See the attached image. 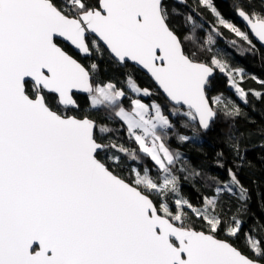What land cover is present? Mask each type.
<instances>
[{
    "label": "snow or ice",
    "instance_id": "snow-or-ice-1",
    "mask_svg": "<svg viewBox=\"0 0 264 264\" xmlns=\"http://www.w3.org/2000/svg\"><path fill=\"white\" fill-rule=\"evenodd\" d=\"M259 4L234 3L244 31L214 0H195L187 13L169 0H0V264H264V222L243 228L242 109L210 95L218 72L249 103L247 74L216 38L226 29L254 53L251 37L264 45ZM197 7L215 17L210 30ZM101 60L146 70L165 102H143L157 92L131 72L123 86L104 80ZM218 120L234 157L227 178L168 142L173 133L198 144ZM216 156L224 169V150ZM185 183L200 193L196 203Z\"/></svg>",
    "mask_w": 264,
    "mask_h": 264
},
{
    "label": "trees",
    "instance_id": "trees-1",
    "mask_svg": "<svg viewBox=\"0 0 264 264\" xmlns=\"http://www.w3.org/2000/svg\"><path fill=\"white\" fill-rule=\"evenodd\" d=\"M170 5L178 8L182 13L190 11L191 6L194 5L195 0H187L188 6L180 5L173 0H169ZM237 0H214V4L221 12L225 19H228L240 28H244L239 17L235 14L233 5ZM256 6L259 7V0H256ZM197 20L204 24L205 29L210 30L211 26L215 24V17L206 9L197 7ZM174 24L181 32L184 31V21L182 16L174 18ZM222 36L217 37L216 47L221 49L224 53V59H226L233 67H242L248 73L242 83V87L245 90H249L248 104H244L236 96L234 90L228 87L227 78L220 73H216V78L213 81V88L210 95L217 92H223L225 95L234 100L242 109L241 117L235 121L238 129L245 133V137L241 140L242 148H246L244 167L238 172V177L241 183L248 189L249 199L247 201V212L242 214V218L246 221L243 225L245 230L253 224L255 221L264 222V99H257L251 94V90L264 92V87L252 77H256L257 80L264 81V48L260 46L251 34L249 33L253 44L256 46V51L253 53L249 51V46L239 38L235 37L228 30L221 28ZM246 31V30H244ZM235 40L238 47H232L229 43ZM101 67V76L104 80H113L118 86H123L122 81L125 78V74L131 72L134 78L137 80L141 87H150L157 94L151 98H144V101L148 103L151 100H156L163 104L165 97L156 88L151 78L136 66L129 63L127 68H120L113 66L107 60L99 61ZM81 103L87 107L86 99H82ZM125 105H129V101L125 100ZM167 114V112H166ZM97 119H100L97 115ZM118 126V125H117ZM225 125L222 120H218L213 125L212 129L207 133H201L203 139L198 144H178L175 141V135L169 134V144L173 148H179L183 152L189 162L206 172L219 175L221 178H227L226 169L228 167H234V157L227 148L224 147L222 129ZM251 133V135H248ZM190 134V133H188ZM123 137V131L120 133ZM127 143V139L124 141ZM135 147V145H133ZM221 149L225 152L224 164L225 168L220 169L216 167L217 156L216 153ZM146 162L151 163L146 159ZM183 192L186 196L196 203L200 193L196 192L189 184H183ZM235 201L232 202L233 209L235 208ZM243 240V231L240 234V240L237 244L243 247L241 241Z\"/></svg>",
    "mask_w": 264,
    "mask_h": 264
},
{
    "label": "water",
    "instance_id": "water-1",
    "mask_svg": "<svg viewBox=\"0 0 264 264\" xmlns=\"http://www.w3.org/2000/svg\"><path fill=\"white\" fill-rule=\"evenodd\" d=\"M173 1H175L176 2V0H173ZM241 20V19H240ZM242 21V20H241ZM242 23L244 24V22L242 21ZM244 26H245V24H244ZM246 27V26H245ZM248 30V29H247ZM251 34V33H250ZM254 38V40L260 45V46H262L263 48H264V45H262L258 40H256V38L255 37H253ZM131 63V62H130ZM132 64V63H131ZM133 65V64H132ZM135 66V65H134ZM138 69H140L138 66H136ZM141 71H143L146 75H148L147 74V72H146V70H142V69H140ZM149 76V75H148ZM150 77V76H149Z\"/></svg>",
    "mask_w": 264,
    "mask_h": 264
},
{
    "label": "rangeland",
    "instance_id": "rangeland-1",
    "mask_svg": "<svg viewBox=\"0 0 264 264\" xmlns=\"http://www.w3.org/2000/svg\"><path fill=\"white\" fill-rule=\"evenodd\" d=\"M239 19H240V18H239ZM240 21H241V20H240ZM241 22H242V21H241ZM233 23H234V22H233ZM242 24H243V23H242ZM243 27H244V28H241L242 30H246V31H248L247 28L244 26V24H243ZM239 68H242V67H239ZM243 69H244V68H243ZM244 71H245L246 74H248V73L246 72L245 69H244ZM143 102L148 103L147 101H144V100H143Z\"/></svg>",
    "mask_w": 264,
    "mask_h": 264
}]
</instances>
